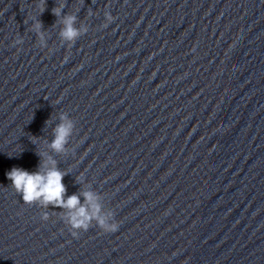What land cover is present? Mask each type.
Segmentation results:
<instances>
[{"label":"water","instance_id":"water-1","mask_svg":"<svg viewBox=\"0 0 264 264\" xmlns=\"http://www.w3.org/2000/svg\"><path fill=\"white\" fill-rule=\"evenodd\" d=\"M40 2L0 0V264H264V0ZM38 152L118 230L24 204L6 173Z\"/></svg>","mask_w":264,"mask_h":264},{"label":"clouds","instance_id":"clouds-1","mask_svg":"<svg viewBox=\"0 0 264 264\" xmlns=\"http://www.w3.org/2000/svg\"><path fill=\"white\" fill-rule=\"evenodd\" d=\"M45 2L46 0H41L38 5V14H42ZM63 6L61 4L59 8L54 9L53 15L59 17ZM30 19L32 20V26L29 30L36 34L39 47L41 50L48 48L45 42L46 36L41 31L42 24L35 17ZM75 22L76 17L74 15L66 16L63 19L64 27L60 33L63 41L74 42L87 33V28H75ZM112 22L113 17L105 12V23L102 27L107 28ZM21 44H23V40L20 38L14 41V46ZM48 50L49 52L52 51L51 48ZM60 120L61 123L54 129V138L49 145L52 151L58 154L65 152V146L73 128V125L67 122V117L63 114L60 116ZM38 140V138L34 139L33 143H37ZM37 155L40 157L37 171L29 172L23 168L13 167L6 173L12 189L21 197L24 204L29 206L35 204L42 209L59 207L65 210L67 215L60 216V219L70 229L74 238L77 237L79 232L88 231L93 221H96V226L105 233H114L118 230L119 224L114 219L113 211L101 216V207L92 193H82L85 204H81L80 197L77 195L66 197V187L62 183L66 173L60 171L56 166V161L46 153L38 152ZM12 156L9 154V158ZM48 219L47 214L42 216V220L47 221Z\"/></svg>","mask_w":264,"mask_h":264}]
</instances>
